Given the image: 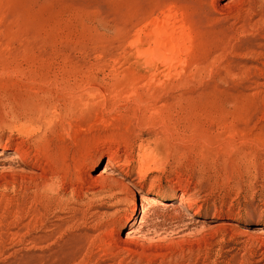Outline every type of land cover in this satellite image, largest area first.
<instances>
[{"label":"rangeland","instance_id":"rangeland-1","mask_svg":"<svg viewBox=\"0 0 264 264\" xmlns=\"http://www.w3.org/2000/svg\"><path fill=\"white\" fill-rule=\"evenodd\" d=\"M0 264H264V0H0Z\"/></svg>","mask_w":264,"mask_h":264},{"label":"bare ground","instance_id":"bare-ground-1","mask_svg":"<svg viewBox=\"0 0 264 264\" xmlns=\"http://www.w3.org/2000/svg\"><path fill=\"white\" fill-rule=\"evenodd\" d=\"M12 156V155H11ZM15 157L17 158V156L15 155ZM14 159V158H13ZM20 160V159H19ZM12 162V161H11ZM17 163V162H16ZM106 174H107V172H106Z\"/></svg>","mask_w":264,"mask_h":264}]
</instances>
